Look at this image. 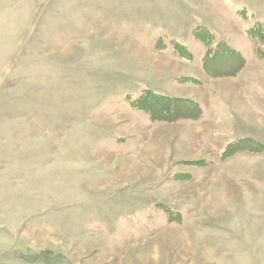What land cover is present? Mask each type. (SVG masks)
<instances>
[{
  "label": "rangeland",
  "instance_id": "rangeland-1",
  "mask_svg": "<svg viewBox=\"0 0 264 264\" xmlns=\"http://www.w3.org/2000/svg\"><path fill=\"white\" fill-rule=\"evenodd\" d=\"M238 8L264 21V0H0V264H264V151L228 144L264 146V64L185 87L170 50L259 60ZM151 84L205 116L146 123L125 99Z\"/></svg>",
  "mask_w": 264,
  "mask_h": 264
},
{
  "label": "trees",
  "instance_id": "trees-1",
  "mask_svg": "<svg viewBox=\"0 0 264 264\" xmlns=\"http://www.w3.org/2000/svg\"><path fill=\"white\" fill-rule=\"evenodd\" d=\"M235 15L241 19L248 21L244 26V34L246 37L251 39L255 44V50L258 57L264 60V21H254L251 13L245 8H238ZM201 30V29H200ZM205 30V28L203 29ZM195 34L197 32V27L194 30ZM198 35V36H197ZM197 37L201 38L200 34L197 32ZM206 36V35H205ZM210 36H206V43H208L207 48L202 54V64L208 74L213 77H234L239 75L241 70L247 64V58L243 55L241 51L234 48L229 40L225 38L219 39L216 44L209 46ZM212 38L214 36L212 35ZM202 39V38H201ZM203 41V40H202ZM164 44V50H169ZM172 53L177 55L179 59L184 61L192 62L194 60L193 51L186 44L180 41H174L171 46ZM179 81L185 82L191 80L193 82H199L196 78L192 76H180ZM145 92L141 95L132 96L133 98H126V105L133 111H146L153 122H173L180 118H192L200 119L202 116L201 104L193 98L190 97H180L176 95H167L157 92L150 88H144ZM261 141L254 139L251 136H246L245 138H240L234 142L228 143L232 144H245L247 149L254 147L258 149L259 152H263L264 146L259 143ZM262 149V150H261ZM224 156L231 153L230 146L228 149L224 150ZM192 164H198L200 161H187ZM168 214H171L169 208H165Z\"/></svg>",
  "mask_w": 264,
  "mask_h": 264
},
{
  "label": "crops",
  "instance_id": "crops-1",
  "mask_svg": "<svg viewBox=\"0 0 264 264\" xmlns=\"http://www.w3.org/2000/svg\"><path fill=\"white\" fill-rule=\"evenodd\" d=\"M262 21V20H261ZM232 32V31H231ZM236 35L238 34L239 35V33H235ZM237 35V36H238ZM231 36H232V34H231ZM245 36V35H244ZM244 38H246V37H244ZM245 40L246 39H244V42H245ZM250 40V39H249ZM240 44H242V43H240ZM234 48H236V49H238L239 51H241L242 53H244L243 52V48L242 47H240V46H234ZM250 48L252 49L253 48V45H252V42L250 43ZM253 50V49H252ZM245 55V54H244ZM246 56V58L247 59H253V64L250 66V67H247V64H246V69L244 70V68L241 70V72L239 73V75H237V76H234V77H216V82L218 81V82H222V81H225L226 79H234V80H237V81H243L244 80V78H245V75L247 74V72H248V70L249 69H251L253 66H256L255 65V63H262V64H264V62L261 60V59H259L258 60V58H256V55H255V53H254V51L252 52V53H250V54H247V55H245ZM196 59H198V57L196 56V58L191 62V64H194L193 66H198V70L196 71H192V70H187L186 71V73H181L182 75L181 76H192V77H194V78H196L199 82L197 83V84H194V82L193 81H191V80H187V81H185V82H187L184 86L185 87H189V86H194V85H197V86H202L203 87V85H205V82H206V79H207V76L209 75L208 74V72L206 71V69L204 68V66H203V64H202V57L200 56V59L198 60V61H196ZM179 61H184V60H182V59H179ZM185 62V61H184ZM186 63V62H185ZM187 63H189V62H187ZM248 63V62H247ZM192 66V67H193ZM188 67H190V66H188ZM262 67V66H261ZM261 75H259V73H257V77H262V79H263V76L262 75H264V72H262V73H260ZM180 76V75H179ZM210 76V75H209ZM173 79H174V77H173ZM191 82V83H190ZM245 85L246 84H244L243 86L242 85H240V88H239V91H240V94H241V99H242V102L243 103H246V101H247V97H249V95H250V92L245 88ZM149 87V86H148ZM150 89H153V90H155V91H157V92H160V93H163V94H167V95H176V96H180V97H190V98H193V99H195L196 101H198L199 103H200V101L198 100V99H196L194 96H188V95H182V94H178V93H176L175 91H169V90H167V89H165V88H161V87H157V86H154V85H152L151 84V87H149ZM212 88H215V87H212ZM223 90V89H222ZM223 99V98H222ZM201 104V103H200ZM244 105V104H243ZM228 106V105H227ZM236 107V106H235ZM237 108V107H236ZM232 108L230 107V110H231ZM244 112L245 111H243V112H241L242 114H244ZM246 113V112H245ZM240 114V113H239ZM247 114H249V113H247ZM141 115H143V113L141 114ZM202 116L204 117L205 116V113H204V111H203V109H202ZM201 116V117H202ZM143 117L145 118L144 120H146L145 122L146 123H151L152 122V120H151V118L148 116V115H146V114H144L143 115ZM200 117V118H201ZM234 118H235V123L237 124V120H240V121H242V118L241 117H238V119L236 120V117H235V115H234ZM199 120V119H198ZM181 122V121H180ZM167 124H172V123H167ZM107 136H109V137H112V141H114V142H116L118 139H121L122 137H120L119 135H117V134H115L114 132H109V133H107ZM122 143H124V142H122ZM116 144H118V143H116ZM19 156V158H20V156L21 155H18ZM24 163H23V166H21L20 168H22V173H24V172H26V153L24 154ZM15 166H14V169H13V172L14 171H18L19 169H18V167H17V165L16 164H14ZM146 202H151V206L150 207H152V205L155 203V201H153V200H147L146 199ZM23 208H25V207H23ZM150 216H153V215H150ZM15 248V247H14ZM156 261H157V259H156Z\"/></svg>",
  "mask_w": 264,
  "mask_h": 264
}]
</instances>
